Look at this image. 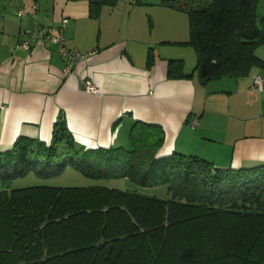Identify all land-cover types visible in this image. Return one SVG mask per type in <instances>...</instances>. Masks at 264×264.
<instances>
[{"label": "trees", "instance_id": "1", "mask_svg": "<svg viewBox=\"0 0 264 264\" xmlns=\"http://www.w3.org/2000/svg\"><path fill=\"white\" fill-rule=\"evenodd\" d=\"M159 3L187 14L189 39L177 45L195 50L200 84L264 68L255 53L264 45L259 0ZM91 4L97 16L101 0ZM167 76L192 73L184 72L181 60H170ZM129 141V148L86 149L74 141L60 110L49 146L20 136L11 150L0 152L3 182L31 171L56 175L71 166L90 178L165 185L169 195L102 185L4 188L0 264H264V163L233 169L177 152L156 157L164 132L139 121L130 127Z\"/></svg>", "mask_w": 264, "mask_h": 264}, {"label": "crops", "instance_id": "2", "mask_svg": "<svg viewBox=\"0 0 264 264\" xmlns=\"http://www.w3.org/2000/svg\"><path fill=\"white\" fill-rule=\"evenodd\" d=\"M91 1L0 0V152L20 136L49 146L62 110L86 149L129 148L139 121L164 132L156 157L196 155L215 168L264 163V90L252 88L264 68L202 85L195 50L177 45L189 39L184 11L159 0H101L94 16ZM36 22L57 27L64 47L84 58L67 70L60 46L47 38L21 48ZM170 60L192 77L168 78ZM87 81L95 92L85 90Z\"/></svg>", "mask_w": 264, "mask_h": 264}, {"label": "rangeland", "instance_id": "3", "mask_svg": "<svg viewBox=\"0 0 264 264\" xmlns=\"http://www.w3.org/2000/svg\"><path fill=\"white\" fill-rule=\"evenodd\" d=\"M199 3L203 5L202 1ZM257 9L259 15H264V0H259ZM255 53L256 55L264 54V45L258 47ZM34 185H49L56 187L102 185L123 191L156 196L160 199H167L169 197L165 185L141 187L124 177L90 178L81 174L71 166H66L61 173L56 175H41L39 172L36 173L35 171H31L28 174L14 178L9 182H3L0 180V190H3L4 188H22Z\"/></svg>", "mask_w": 264, "mask_h": 264}, {"label": "built area", "instance_id": "4", "mask_svg": "<svg viewBox=\"0 0 264 264\" xmlns=\"http://www.w3.org/2000/svg\"><path fill=\"white\" fill-rule=\"evenodd\" d=\"M24 13V10H19L18 15L21 16ZM40 38H47L60 46L62 55L65 59V64L67 70L73 69L75 64L84 58V55L76 51L68 50L64 47V36L59 31L57 27H46L43 25L35 23L33 30L29 31L25 40L22 41L19 46L25 50H29L32 47L33 42ZM85 90L88 92H95L96 88L89 81L85 83ZM253 88L262 91L264 90V75H256L253 77ZM196 120L191 122L194 125Z\"/></svg>", "mask_w": 264, "mask_h": 264}]
</instances>
